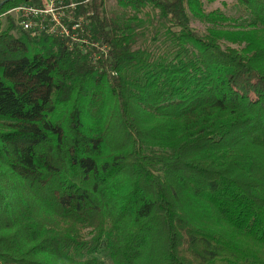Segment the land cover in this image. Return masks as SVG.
Masks as SVG:
<instances>
[{
    "label": "trees",
    "instance_id": "obj_1",
    "mask_svg": "<svg viewBox=\"0 0 264 264\" xmlns=\"http://www.w3.org/2000/svg\"><path fill=\"white\" fill-rule=\"evenodd\" d=\"M63 2L86 43L2 28L40 1L0 0V264H264V0L223 36L186 0H119L156 15L148 42Z\"/></svg>",
    "mask_w": 264,
    "mask_h": 264
},
{
    "label": "rangeland",
    "instance_id": "obj_2",
    "mask_svg": "<svg viewBox=\"0 0 264 264\" xmlns=\"http://www.w3.org/2000/svg\"><path fill=\"white\" fill-rule=\"evenodd\" d=\"M39 1L40 4L37 6L42 5L41 0ZM104 6L109 15L133 27V36L138 42L144 39L148 42L154 35L153 27L158 20L153 13L150 12L151 15L147 17L130 6L121 5L119 0H105ZM186 11L190 26L202 33L214 31L223 36L226 32L252 31V28L246 25L250 20L249 14L238 0H186ZM6 16L10 17L16 25L13 30L16 34L20 29L16 23V13L13 11L9 14L6 11L2 14V28L6 27ZM221 42L238 48L246 45L245 42L240 45L233 44L225 37H221ZM104 261V264H109L105 259Z\"/></svg>",
    "mask_w": 264,
    "mask_h": 264
},
{
    "label": "built area",
    "instance_id": "obj_3",
    "mask_svg": "<svg viewBox=\"0 0 264 264\" xmlns=\"http://www.w3.org/2000/svg\"><path fill=\"white\" fill-rule=\"evenodd\" d=\"M42 5L21 4L10 8L7 13H16V23L19 28L26 31L31 37L42 34H52L70 38L69 47L72 43H81L86 40L77 36V30H81L83 17L76 20L71 17L68 8H73L74 3L64 4L63 0H41ZM68 24H71L72 32L68 30ZM103 52L105 47L101 48Z\"/></svg>",
    "mask_w": 264,
    "mask_h": 264
}]
</instances>
